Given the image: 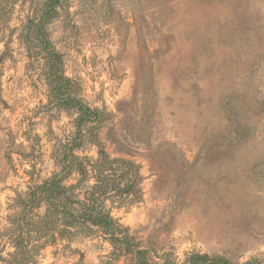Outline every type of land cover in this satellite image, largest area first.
<instances>
[{"label": "rangeland", "instance_id": "374dc122", "mask_svg": "<svg viewBox=\"0 0 264 264\" xmlns=\"http://www.w3.org/2000/svg\"><path fill=\"white\" fill-rule=\"evenodd\" d=\"M67 75L107 115L113 157L141 166V193L115 217L159 254L264 260V0H67L48 25ZM0 231L31 168L10 146L42 138L40 178L73 111H46L18 43H0ZM30 149L28 148L27 151ZM85 155L96 156L93 148ZM40 264H136L79 237Z\"/></svg>", "mask_w": 264, "mask_h": 264}, {"label": "trees", "instance_id": "16d2710c", "mask_svg": "<svg viewBox=\"0 0 264 264\" xmlns=\"http://www.w3.org/2000/svg\"><path fill=\"white\" fill-rule=\"evenodd\" d=\"M67 0H0V43L6 51L18 43L27 59V73L44 89L46 111H73V131L52 141L54 169L40 178L42 138L31 123L24 135L29 145L10 146L31 165L24 191L9 206L7 224L0 231V264H40L49 247L71 245L79 237L111 243L117 257L130 255L136 264H264L262 259L236 262L221 255L187 253L178 261L170 253L145 247L114 215L141 193V166L129 158L113 157L103 130L108 120L84 99L81 84L69 77L64 55L56 47L48 25L60 15ZM1 63V62H0ZM93 148L96 156L82 154ZM28 148L30 149L29 151Z\"/></svg>", "mask_w": 264, "mask_h": 264}]
</instances>
